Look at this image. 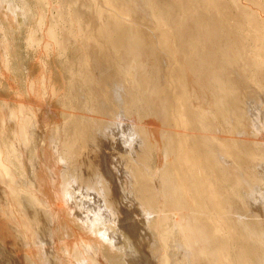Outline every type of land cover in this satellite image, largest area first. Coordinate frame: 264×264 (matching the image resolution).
<instances>
[{
  "label": "rangeland",
  "instance_id": "374dc122",
  "mask_svg": "<svg viewBox=\"0 0 264 264\" xmlns=\"http://www.w3.org/2000/svg\"><path fill=\"white\" fill-rule=\"evenodd\" d=\"M84 1L0 0V264L214 263L203 250L201 233L187 227L196 222L200 227L199 218L206 215L211 222L220 214L211 206L207 212L204 207L198 211L181 200L175 202L180 191L174 187L176 172L170 169L176 177L172 182L174 175H164L168 161L177 160L172 149L186 129L168 116L167 105L178 85L173 70L166 80L170 88L159 93L166 78L163 60L172 49H162L164 54L158 55L154 47L140 46L145 35L161 25L154 15L172 32L171 22H181V49L174 43L177 63L185 62L202 79L195 75L199 91L188 103L199 101L206 114L195 108L187 114L200 125L194 130L204 142L199 149L215 162L211 172L208 167L206 171L212 173L213 184L229 207L220 220L244 233L245 241L252 242L254 257L264 264V97L250 84L244 85L251 67L245 61L254 54L256 49L251 47L256 48L257 39L253 33L252 39L242 38L250 28L253 32V26L247 29L239 20L237 29L231 27L224 15L234 12L232 3L226 2L231 0H210L213 11L210 1L201 0L187 18L183 17L185 0H120L118 5L122 1L129 12L120 22H133L116 26L118 18H114L107 33H98L97 39L93 23L111 8L101 0ZM70 22L78 26L71 23L74 31ZM84 25L95 32L90 43L89 32L82 35ZM54 31L58 39L52 37ZM73 32L78 33L76 39ZM121 39L126 48L114 54ZM236 41L241 56L231 62L230 44ZM137 43L139 55L134 57L132 47L138 48ZM84 55L90 61L85 62ZM134 59L141 63L137 76L144 85L135 102L139 89L125 86ZM177 63L168 65L173 69ZM189 84L190 89L195 87L194 77ZM188 130L186 135H196L191 127ZM215 244L208 245L209 251Z\"/></svg>",
  "mask_w": 264,
  "mask_h": 264
},
{
  "label": "bare ground",
  "instance_id": "6f19581e",
  "mask_svg": "<svg viewBox=\"0 0 264 264\" xmlns=\"http://www.w3.org/2000/svg\"><path fill=\"white\" fill-rule=\"evenodd\" d=\"M86 1V0H85ZM84 1V2H85ZM88 2H89V0H87ZM101 1H103V3L105 4V5H107V6H105V7H108V8H111V9H109V11H106V13L103 15V13H101V8H100V10H98L101 14H102V19H100V17H99V15H98V18L96 19V22L95 23H93V24H96V29H95V32H96V35H93L92 33L94 32H92V33H90L88 30H87V27L89 28V26H86V25H84V26H86V29L85 30H83L82 28V30H83V33L81 32V31H79V34H80V32L82 33V35L84 34V31H85V34H87L88 35V33H86L87 31L89 32V36H90V34L91 35H93V36H95V37H97L98 36V33H100V32H105V30H106V27L108 26V23L111 21V22H113V20H115L114 18H118L117 20V22H115V24H116V26H120V25H122V26H124L123 25V23H125V22H123L124 20L123 19H125V17H127V16H129L128 15V10H126L125 8H126V5L124 6V5H122V1H121V6H119L118 5V1H120V0H101ZM150 1V0H149ZM172 1V0H171ZM201 0H190V1H188V0H185L184 2H182V5L184 6V15H183V17L184 18H187V16H188V14L192 11V10H194V9H198V6H199V2H200ZM206 1V0H205ZM208 2L210 1V0H207ZM206 1V2H207ZM215 1V0H214ZM97 2V1H96ZM96 2H93V3H96ZM202 2V1H201ZM212 1H210V3H211ZM227 3H232V4H230L231 6H233L234 8V12H233V14H231L230 15V13H229V15L228 14H224L225 15V17H226V21L231 25V27H233L234 29H235V27H236V29L238 28V25L235 23V21H242L243 20V22H245L246 23V26H247V29L248 28H250V26H253L252 28H254V30H253V32H251V28H250V30L245 34V35H247L246 37H243L242 39H244V40H246L247 39V37H249V38H251L252 39V33H253V37H255L257 40H255V39H253V40H255V45H256V48H255V46L254 47H251V49L253 50V48L254 49H256L255 50V52H254V54L251 56V59H249L248 58V61L246 60L245 62H246V66L247 67H250V68H248V71H247V69L246 68H243L242 67V70L243 71H247L245 74L247 75V77L245 78L246 80H245V82L247 83V84H245L244 82V85H247V86H249L248 84H250V86H252V88H254L255 89V92L257 91V92H259V94H261V95H259V96H262V97H264V0H244V1H242V0H231L230 2H228V1H226ZM151 3V2H150ZM176 3V2H175ZM221 4H222V2H220ZM102 4V3H101ZM100 4V5H101ZM125 4H128V3H125ZM206 5L204 6V8L208 5V3H205ZM212 4V3H211ZM210 4V5H211ZM98 5V4H97ZM198 5V6H197ZM151 7H152V4H151ZM181 7V6H180ZM208 7V6H207ZM95 8V7H94ZM104 7L102 6V9H103ZM183 8V7H182ZM211 8V10H212V8H214V6H213V4H212V7H210ZM221 8V7H220ZM229 8H231V7H229ZM107 9V8H106ZM180 9V8H179ZM196 9V10H197ZM202 9V11L204 10L203 8H201ZM200 9V10H201ZM208 9V8H207ZM69 10V9H68ZM108 10V9H107ZM127 11V13H125L126 11ZM153 10V9H152ZM230 10V9H229ZM235 10H236V12H235ZM72 11V10H71ZM94 11V10H93ZM104 11V10H103ZM213 11V10H212ZM217 11V10H216ZM221 11V10H220ZM223 11V10H222ZM95 12V11H94ZM180 12H181V10H180ZM206 13V8H205V10L203 11V13ZM231 12V11H230ZM69 13H71V12H69ZM172 13V12H171ZM216 13V12H215ZM68 14V13H67ZM118 14H123L124 15V17L121 15V17H117L118 16ZM160 14V13H159ZM70 15V14H69ZM116 15V16H115ZM127 15V16H126ZM207 15V14H206ZM216 15H219V14H217L216 13ZM68 16V15H67ZM70 16H72V15H70ZM82 16V15H81ZM134 16H136V15H134ZM138 16V15H137ZM168 16V15H167ZM195 16V15H194ZM69 17V16H68ZM97 17V16H96ZM207 17V16H206ZM224 17V18H225ZM63 18V17H62ZM70 18H72V17H70ZM80 18H83V17H80ZM112 18V19H111ZM119 18H123L122 20V23L120 22V20H119ZM129 18V17H128ZM128 18H126V19H128ZM154 18H155V20H156V22L157 23H160L161 25H159V28L158 29H156V31H154L153 30V32H151V34H149V35H145V38H143V39H145L144 41L145 42H141L140 43V46L142 47V49L144 48V46H147V47H154L153 49H155V53L156 54H164V52H163V50L162 49H166L167 47H169L170 49H172V51L170 50V53H171V56L168 58V55H166L165 56V59L163 60L164 61V63L163 64H165L166 63V65H162V64H160V65H162L163 67L164 66H166L165 68H163L164 70H166V73H165V75H166V78L164 79V82L161 84V86L159 87V93H160V95H162L161 93H162V91H164V89L166 88V89H168V88H170L169 87V84L166 82V80H167V77H168V75H170V72L172 73V70H173V73H172V77L173 78H175L177 81H178V85H175V86H177V88H171V89H169V91L171 92V90L172 91H174L173 92V97L171 98L170 96H171V94H170V99H171V101L169 102V104L167 105V110H168V112L170 113V114H168V116L170 115V117H171V120L173 119L174 121H176L177 123H178V125L179 124H181L180 126H182V127H184V129H186L187 131H189V134H190V130H188V129H190V127H191V130H193V133L194 134H196L195 136H193V135H186V130L185 131H183V132H185V135L186 136H184V133L182 132V134L181 135H183L184 136V138H183V136L181 137L180 136V134H178L180 137H181V139H180V137H179V139H180V141L178 140V145H177V142L176 141H174V144L175 145H177L176 147L177 148H175V149H172L173 151H172V154L174 153V155L176 156L175 157V159H177L176 161L179 163L178 165L176 164L177 162L176 161H173V159H170V157H168L170 160L168 161V164H166L167 165V167L168 168H165V170H166V172L164 173V175L167 173L168 174V172H170V169H171V171H173V172H176V176H177V178L175 177V173L174 174H171V173H173V172H170V175H174L172 178H171V176L169 177V178H171L170 179V181L172 182V179L173 178H176L175 179V183L174 184H176L177 186H174L175 187V189L178 187L179 188V193L177 194V195H175L174 197H175V202H179L180 200L183 202V204H185L186 206H190L191 208H195L196 210H198L199 211V209H202L203 207L206 209L208 206H211V208L213 209V210H216L220 215V218H221V214H223V215H227V214H224L223 212H225V211H227V213H228V211H229V207L227 206V204L224 202L225 200H224V198H223V195H222V192L221 191H219L218 189H217V184L215 185V184H213V183H216V182H213V181H215V179L214 180H212V176L211 175H209V174H212V173H209V172H207V171H210V169H212V168H214L215 167V162L213 161V159L206 153V152H202L200 149H199V147H201L202 148V145H201V143H204L203 141H200L199 139H198V136H197V133H195L194 132V130H196L197 131V127H200V125L197 123V121H196V119L192 116V114H191V116L190 115H188L187 114V112L190 114V113H192V110H195L196 109V111H197V109H199L198 111H200V112H198L199 114L200 113H204V114H206V112H204V109H206V107L205 106H203V105H201V103H198L197 101L192 105V103H191V105H190V102L188 103V99H190L192 96H193V93L195 92V91H199V89H198V86H199V84L196 82V80H195V75L197 76V78L196 79H198L199 81H201L202 79H201V77L199 76V74L198 73H196L193 69H191V67L189 66V65H187L185 62H183V61H181V62H179V63H177L178 62V60H179V58H177V56H176V54H175V48H174V46H175V42H178L179 43V47H180V49H181V44H182V42H181V38H182V31H181V28H182V26H181V22L180 21H178V20H175V21H173V22H171V25L172 24H174V29H175V31L174 32H172L171 30H170V28L166 25V23L163 21V19L160 17V16H158V15H154ZM200 18V17H199ZM219 18V17H218ZM221 18V17H220ZM222 18H223V16H222ZM130 19V18H129ZM183 18H181V20H182ZM60 20V19H59ZM62 20V19H61ZM75 20H76V18H75ZM83 20H84V18H83ZM140 20H141V18H140ZM184 20V19H183ZM198 20V19H197ZM220 21L222 20V19H219ZM225 20V19H224ZM65 21V20H64ZM63 21V23H65ZM68 21V20H67ZM77 21V20H76ZM128 21V20H127ZM135 21V20H134ZM69 22V21H68ZM85 22V21H84ZM88 21H86V23H87ZM113 22V23H114ZM120 22V23H119ZM130 22H133L132 20H130V21H128L127 22V24H126V26L127 25H129L128 23H130ZM185 22V21H184ZM191 22V21H190ZM222 22V21H221ZM227 22H226V24H227ZM243 22H242V24H243ZM71 23L72 22H70L68 25H69V28L71 27L70 25H71ZM80 23V22H79ZM58 24V23H57ZM66 24V25H67ZM72 24H74V23H72ZM132 24V23H131ZM134 24V23H133ZM132 24V25H133ZM135 24H136V21H135ZM64 25V24H63ZM82 25V24H81ZM88 25V24H87ZM131 25V26H132ZM186 25V24H185ZM223 25H224V23H223ZM245 25V24H244ZM78 27L77 25H75L74 24V27ZM83 26V25H82ZM134 26V25H133ZM135 26H137V25H135ZM161 26V27H160ZM241 26V25H240ZM239 26V27H240ZM246 26H245V29H246ZM73 27V28H74ZM75 27V28H76ZM94 27V28H95ZM229 27V26H228ZM243 27V26H242ZM55 28V27H54ZM72 27H71V29H73ZM93 28V29H94ZM138 28H139V26H138ZM204 28V27H203ZM79 29V28H78ZM78 29H77V31H78ZM90 29H92V28H90ZM200 29V28H199ZM67 30H70V29H67ZM76 30V29H75ZM80 30V29H79ZM87 30V31H86ZM48 31V30H47ZM58 31V30H57ZM73 31H74V29H73ZM90 31H92V30H90ZM141 31L142 30H140V31H137V34H138V32L141 34ZM149 31V30H148ZM236 31V30H235ZM238 31V30H237ZM245 31V30H244ZM247 31V30H246ZM52 32V31H51ZM51 32H48L50 35V37H51ZM95 32H94V34H95ZM125 32V31H124ZM204 32V31H203ZM58 33V32H57ZM72 33V32H71ZM75 32H73V34H74ZM105 33H107V32H105ZM105 33H103V35H104V37H105ZM121 33V32H120ZM129 33V32H128ZM149 33V32H148ZM174 33H176V35L174 36ZM243 34L245 33V32H242ZM55 34V31L53 32V34H52V37H53V35ZM70 34V33H69ZM78 33L76 32L75 33V35H74V37L73 38H75L76 39V37L78 36L77 35ZM111 34V33H110ZM116 34V33H115ZM114 34V35H115ZM72 35V34H71ZM87 35L85 36V38L83 37V36H81V37H83L82 39L84 40H87ZM101 34H99V36H100ZM120 36L122 35V34H119ZM143 35V34H142ZM232 35V34H231ZM55 36V35H54ZM76 36V37H75ZM124 36H126V35H124ZM171 36V37H170ZM51 37V38H52ZM56 37V36H55ZM54 37V38H55ZM81 37H78V38H80L79 39V41L80 40H82L81 39ZM95 37H93L94 39H95ZM114 37V36H113ZM173 37V38H172ZM57 39H58V36L56 37ZM90 39H88L87 40V42H89L90 43V40H91V36L89 37ZM92 38V39H93ZM106 38V37H105ZM131 38V37H130ZM129 38V39H130ZM60 39V38H59ZM97 39H99L98 37H97ZM97 39H95V41L97 40ZM110 39V38H109ZM113 39V38H112ZM55 40V39H54ZM78 40V39H77ZM102 40V39H101ZM106 40H107V38H106ZM249 40V39H248ZM78 41V42H79ZM124 41V40H123ZM122 41V39L120 40V43H116V45H118V46H116V47H118L117 49H113L112 51H113V53L115 54V53H117V52H114V50L115 51H117L118 50V53L119 52H122V50H124L125 48H126V43L125 42H123ZM52 42H54L53 40H52ZM84 42V41H83ZM87 42H85L86 43V46L89 44H87ZM114 42H116V41H114ZM130 42V41H129ZM55 43H56V41H55ZM80 43V42H79ZM136 43V42H135ZM235 44L234 45H232V44H230V54H228V57H229V59H230V61L231 62H237V61H239V58H240V56H241V47H240V49H239V47L236 45V43H237V41L236 42H234ZM247 43V42H246ZM250 43V42H249ZM81 44H84V43H82L81 42ZM131 44V43H130ZM138 44V43H137ZM185 44V43H184ZM251 44V43H250ZM85 45V44H84ZM112 45V44H111ZM114 45V44H113ZM132 45H134L133 43H132ZM242 45V44H241ZM52 46V45H51ZM85 46V47H86ZM245 46V45H244ZM243 46V47H244ZM75 47V46H74ZM84 47V48H85ZM188 47V46H187ZM186 47V48H187ZM228 47V46H227ZM242 47V48H243ZM80 48V47H79ZM87 48V47H86ZM109 48H111L110 47V44H109ZM129 48V47H128ZM151 48V49H152ZM189 48H191V47H189ZM250 48V47H249ZM139 44H138V48H136V46L135 47H132V50H133V55H134V57L135 56H138L139 54H138V52H139ZM82 50H83V46H82ZM85 50V49H84ZM141 50V49H140ZM195 50V49H194ZM262 50V51H261ZM64 50H62V52H63ZM148 51V50H147ZM190 51H191V49H190ZM243 51H245L244 49H243ZM85 53H86V51H85ZM143 53V52H142ZM194 53V52H193ZM84 54V53H83ZM108 54V53H107ZM243 54V53H242ZM251 54V53H250ZM155 55V54H154ZM222 55V54H221ZM247 55V54H246ZM85 56V58L86 57H88V59L86 58V60H85V62H88V61H90L89 60V55L87 56V55H84ZM124 56V55H123ZM187 56V55H186ZM215 57V56H214ZM140 58V57H139ZM156 58H157V56H156ZM168 58V59H167ZM171 59H173V60H171ZM187 59V58H186ZM82 60V59H81ZM88 60V61H87ZM155 61L157 60V59H154ZM161 61V60H160ZM83 62V61H82ZM131 62V61H130ZM162 62V61H161ZM170 62H172V63H177V65H175V67H173V69L172 68H170L169 67V65H170ZM90 63V62H89ZM132 63H133V66L131 67V69L130 70H128V73L126 74V76H125V78H126V80H125V82H126V84L127 85H125L126 87H128V84H129V87H130V85H131V87H137L138 89H139V91H138V89H137V96L134 98V102L138 99V98H140L141 97V87H143L144 85H143V79L141 78V77H139V76H137V75H139V74H137L138 73V70H140V69H142V68H140L141 67V63H140V61H138L137 59H134L133 61H132ZM93 64V63H92ZM95 64V63H94ZM169 64V65H168ZM241 64V63H240ZM84 66H86L87 68H88V66H87V63L85 64L84 63ZM83 67V66H82ZM86 68V69H87ZM107 68V67H106ZM160 68H161V66H160ZM126 69V68H125ZM129 69V68H128ZM158 69V68H157ZM127 70V69H126ZM111 70H107L106 71V73H107V75H111V73H109ZM161 71H162V69H161ZM112 72V71H111ZM124 73V72H123ZM126 73V72H125ZM164 73V72H163ZM86 74L88 75V72H86ZM85 74V75H86ZM141 74V73H140ZM159 74V73H158ZM189 74V75H188ZM237 74V73H236ZM84 75V76H85ZM164 75V74H163ZM162 75V76H163ZM165 75H164V77H165ZM194 75V76H193ZM202 75V74H201ZM113 76V75H112ZM123 76V77H124ZM238 77H239V74L237 75ZM236 76V77H237ZM241 76V75H240ZM109 77V76H108ZM163 77V78H164ZM193 77H194V81H195V87L194 88H192V89H190V84H189V80H191V79H193ZM238 77H237V79H238ZM245 77V76H244ZM88 78H89V75H88ZM124 78V79H125ZM242 78V77H241ZM149 79V78H148ZM243 80V79H242ZM237 81V80H236ZM128 82V83H127ZM242 82V81H241ZM124 83V82H123ZM159 84V83H158ZM133 85V86H132ZM174 86V87H175ZM243 86V85H242ZM246 86V87H247ZM122 87V86H121ZM133 87V88H134ZM201 87V86H200ZM251 88V87H250ZM120 89H122L123 90V88H120ZM120 89H118V90H120ZM135 89V90H136ZM203 89V88H202ZM254 89H252V91L254 90ZM122 90H120L121 92H122ZM149 90V89H148ZM201 90V89H200ZM246 90V89H245ZM248 90V89H247ZM120 91H119V94H118V96L120 95L121 96V93H120ZM124 91V90H123ZM132 91H134L133 89H132ZM242 91V93H244L243 91V89L241 90ZM167 92H168V90H167ZM229 92V91H228ZM231 92V91H230ZM233 92V91H232ZM118 93V92H117ZM116 93V94H117ZM152 94V93H151ZM229 94H231V93H229ZM258 94V93H257ZM122 95H123V93H122ZM143 95V94H142ZM159 95V94H158ZM165 95V94H164ZM225 95H226V93H225ZM244 95V94H243ZM118 96H116V97H118ZM140 96V97H139ZM227 96V95H226ZM240 96H241V93H240ZM247 96V95H246ZM242 97V96H241ZM239 97V99L240 100H242V98L244 97ZM124 98V97H123ZM162 98H163V96H162ZM261 98V97H260ZM119 99H120V97H119ZM119 99H118V103H119ZM144 99V98H143ZM192 99V98H191ZM239 99H238V101H239ZM261 99H264V98H261ZM125 100V99H124ZM153 100V99H152ZM149 101V100H148ZM192 101V100H191ZM122 102V101H121ZM125 102V101H124ZM137 103V102H136ZM139 103V102H138ZM137 103V104H138ZM238 103V102H237ZM238 104H240V103H238ZM258 104V103H257ZM128 105V104H127ZM241 105V104H240ZM239 105V106H240ZM213 106V105H212ZM255 106V105H254ZM139 107V106H138ZM151 107V106H150ZM249 107V106H248ZM140 108V107H139ZM193 108H195V109H193ZM255 108V107H254ZM141 109V108H140ZM239 109V108H238ZM259 110V109H258ZM253 111V110H252ZM226 112V111H225ZM241 112H242V110H241ZM256 112H258V111H256ZM255 112V113H256ZM224 113V112H223ZM258 113H260V112H258ZM258 113L257 114H255V115H258ZM198 114V115H199ZM214 114H216V113H214ZM201 115V114H200ZM226 115H227V113H226ZM254 115V116H255ZM224 116V115H223ZM224 117H226V116H224ZM137 118V117H136ZM239 118H241V116L239 117ZM221 119V118H220ZM172 120V121H173ZM240 120V119H239ZM242 120V119H241ZM240 120V121H241ZM173 121V122H174ZM176 122H174V123H176ZM177 124L175 125V127L176 126H178ZM139 127V126H138ZM177 128H179V131H180V129H181V127H177ZM183 128H182V130H184ZM200 131V130H199ZM177 132H178V130H177ZM141 133V135L143 136V138L145 139V137H144V132H140ZM192 133V132H191ZM147 134H149V132L147 133ZM151 134V133H150ZM199 134V133H198ZM146 135V134H145ZM83 137V136H82ZM201 137V136H200ZM152 138V137H151ZM166 138V137H165ZM169 138V137H168ZM178 138V137H177ZM183 138V139H182ZM147 139V138H146ZM173 139V138H172ZM175 140V139H174ZM207 140V139H206ZM205 141V140H204ZM206 142V141H205ZM173 143V142H172ZM152 144V143H151ZM207 145H209V143H206ZM171 145V144H170ZM170 145H168V146H170ZM174 145V146H175ZM204 146V145H203ZM207 148V147H206ZM171 155V154H170ZM169 155V156H170ZM171 158H173V157H171ZM174 159V160H175ZM217 161V160H216ZM175 162V163H174ZM176 164V165H175ZM219 164V163H218ZM178 166V167H177ZM206 167H208L209 169L206 171ZM164 170V171H165ZM168 170V171H167ZM214 171H215V169H213ZM211 172V171H210ZM215 173H216V171H215ZM217 175H218V173H216ZM163 175V176H164ZM213 176H214V174H213ZM166 178V177H165ZM165 178H164V180H165ZM214 178H215V176H214ZM216 178H218V177H216ZM168 179V178H167ZM220 179V178H219ZM223 180V179H222ZM164 182V181H163ZM168 182V181H167ZM167 182H165V183H167ZM221 182V181H220ZM164 183V184H165ZM167 185V184H166ZM169 185V187H170V185H171V183L170 184H168ZM167 185V186H168ZM162 186V185H161ZM219 186V185H218ZM222 186V185H221ZM156 187V186H155ZM166 186H164V188H165ZM143 190V189H142ZM152 190V189H151ZM229 190V189H228ZM171 191V190H170ZM169 191V192H170ZM172 191H173V189H172ZM223 191V190H222ZM230 191V190H229ZM165 192H166V190H165ZM168 192V191H167ZM174 192V191H173ZM178 191L176 190V192H174V193H177ZM231 192V191H230ZM181 193H183V196H182V194ZM146 194V193H145ZM156 194V193H155ZM157 196V195H156ZM226 196V195H225ZM228 197H230V196H228ZM227 197V198H228ZM226 198V199H227ZM172 199H174V198H172ZM168 201V200H167ZM181 202V203H182ZM176 204V203H175ZM181 205V204H180ZM184 206V205H183ZM182 206V207H183ZM174 207V206H173ZM185 207V206H184ZM190 209V208H189ZM207 210V209H206ZM211 210V209H210ZM195 211V210H194ZM193 211V212H194ZM207 212H208V210H207ZM199 213V212H198ZM197 213V214H198ZM192 214V213H191ZM194 215L196 214L195 212L193 213ZM209 214V213H208ZM201 215V214H200ZM199 214H198V216H200ZM202 215H204V214H202ZM192 216V215H191ZM196 216V215H195ZM197 216V217H198ZM206 216V215H205ZM205 216H204V218L203 219H200L199 218V222H200V227H199V225L197 224V222L195 223V224H197L198 226H196L195 224H193V223H189L188 224V229H190V231H193V232H195V234L197 233V234H199V233H201V237H198L199 239H200V241L203 243V250L204 251H207L209 254H210V257L212 256V258H213V261H214V263H212V264H259L258 263V261H257V259L254 257L255 255H254V252H253V250H254V248L252 247V242H250V241H245V238H246V236L244 235V233L242 234V233H239V232H237L235 229H233L232 227L233 226H229L228 224L227 225H225V224H223L222 223V220H220V218H217V217H215L214 218V220H212L213 219V217L211 218V222L209 221L208 222V218L206 219L205 218ZM208 216H210L211 217V215H208ZM214 216V215H213ZM202 217V216H201ZM184 219V218H183ZM193 219H194V217H193ZM196 219V218H195ZM198 219V218H197ZM197 219L196 220H194V221H197ZM238 221V220H237ZM235 222H236V219H235ZM234 222V223H235ZM241 224V223H240ZM207 225H209V231H208V227H207ZM231 225V224H230ZM239 226V225H238ZM207 227V228H206ZM240 227H241V225H240ZM243 227H244V225H243ZM201 229H203V231L201 230ZM237 229H238V227H237ZM243 229V228H242ZM244 230V229H243ZM247 234V233H246ZM203 235V236H202ZM247 236H248V234H247ZM249 237V236H248ZM207 238V239H206ZM207 240V241H206ZM241 240H244V242H247L248 244H249V246L248 245H246V243L244 244H242V242L243 241H241ZM247 240H248V238H247ZM253 241V240H252ZM212 242H216V244H218V246L215 248V249H213L212 251H211V249H212V247L210 248V251H209V249H208V245H210ZM250 242V243H249ZM215 244V245H216ZM238 244V245H237ZM234 245H237L236 246V248H234ZM202 249V248H201ZM235 249V250H234ZM236 249H237V251H236ZM224 250H225V252H226V254H227V256L224 254ZM262 258V257H261ZM216 259V260H215ZM237 261V262H236Z\"/></svg>",
  "mask_w": 264,
  "mask_h": 264
}]
</instances>
